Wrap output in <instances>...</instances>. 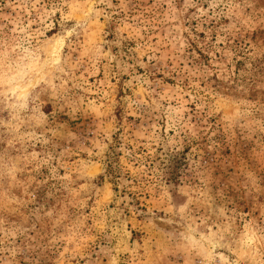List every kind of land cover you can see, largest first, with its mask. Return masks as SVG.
<instances>
[{"label": "rangeland", "instance_id": "1", "mask_svg": "<svg viewBox=\"0 0 264 264\" xmlns=\"http://www.w3.org/2000/svg\"><path fill=\"white\" fill-rule=\"evenodd\" d=\"M0 264H264V0H0Z\"/></svg>", "mask_w": 264, "mask_h": 264}]
</instances>
